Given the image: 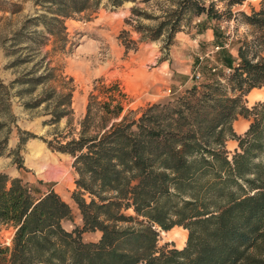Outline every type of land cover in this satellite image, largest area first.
Listing matches in <instances>:
<instances>
[{"label":"trees","instance_id":"16d2710c","mask_svg":"<svg viewBox=\"0 0 264 264\" xmlns=\"http://www.w3.org/2000/svg\"><path fill=\"white\" fill-rule=\"evenodd\" d=\"M124 1L109 0L113 8ZM216 1L224 3L230 18L231 6L245 0ZM33 3L37 14L14 37L42 25L44 30L34 29L30 38L45 33L53 38L52 49H60L68 39L65 20L95 11L101 0ZM174 5L157 25L137 30L143 39L166 33L169 42L183 21L190 25L200 17L196 32L211 28L218 49L212 56L201 49L194 57L192 79L202 75L199 84L149 104L139 116L124 112L127 94L119 83L106 85L103 78L94 82L86 112L76 122L71 86H48L24 103L26 108L46 104L44 124L66 119L47 145L72 158L71 198L79 220L73 221L72 207L53 189L40 191L0 172V223L15 229L10 246L0 248L5 264H264V101L248 107L244 98L264 85V0L250 14L240 12L255 36L242 40L235 54L226 47V31L212 23L224 13L213 1L176 0ZM15 6L12 13L21 10ZM131 12L144 14L135 7ZM36 69L7 85L0 80V104L9 107L2 92L8 95L15 84L32 92L56 76L53 68L40 75ZM238 116L250 120L242 134L233 129ZM31 136L20 135L19 145ZM228 139L237 141L233 152L226 148ZM6 141L0 140V156ZM66 220L73 221L71 228L64 226ZM175 226L187 231L185 245L159 246V231ZM96 232L97 239L83 237Z\"/></svg>","mask_w":264,"mask_h":264},{"label":"rangeland","instance_id":"374dc122","mask_svg":"<svg viewBox=\"0 0 264 264\" xmlns=\"http://www.w3.org/2000/svg\"><path fill=\"white\" fill-rule=\"evenodd\" d=\"M175 1L127 0L113 8L109 0H101L95 11L67 18L65 20L67 42L64 48L52 49L53 38L45 33L35 35V41L30 38L34 29L44 30L42 25H30V28L24 30L21 38L14 37L22 24L37 14L38 7L34 5L33 0H0L1 83L7 85L33 68H37L36 75L45 74L50 68L54 69L56 75L32 92L24 91L27 88L25 84L10 87L8 95L5 91L2 92L4 97H9V107L0 104V123H3L0 125V140L7 138L4 152L0 156V172L6 173L9 177H20L40 191L56 185L72 207L73 221L78 222V210L71 198L73 190L69 187L75 178L71 167L72 158L68 154L52 150L47 145V141L53 137L55 127L61 130L66 124V119H61L56 126L44 124L43 121L48 118L44 114L46 104L26 108L24 103L35 98L48 86L58 88L62 85L71 86L73 88L71 108L73 120L76 122L86 112L88 95L94 82L98 78H103L106 85L119 83L127 94L124 112L134 110L138 112L136 116H139L141 114L139 111L149 104L170 98L193 83L199 84L203 76L197 73L199 77L192 79L193 59L196 55L202 54L201 49L207 52L205 56H212V51L216 49L212 36L208 37L207 34L208 31L213 33L211 28L202 33L196 32L195 23L200 17H193L190 25L184 24L183 21L181 30L176 32L169 42L166 41V33H162L157 39H143L142 33L137 30L138 25H157L165 11L174 8ZM204 1L206 5L213 1L215 9L224 12L212 23L226 31L229 36L226 47L231 52L236 53L235 49L242 40L253 39L255 32L242 21L240 12L250 14L252 9H259L260 0H245L242 4L231 6L233 14L230 18L224 11L226 9L224 3L216 0ZM15 4L20 5L21 10L12 13L11 10L16 9ZM133 7L144 14H132ZM35 44H40V49L26 48ZM17 59L27 61L14 63ZM211 59L213 60V57ZM168 87L170 91L166 89ZM244 98L248 107H252L258 101H264V85L252 89ZM98 99L106 98L100 95ZM27 133L34 136L28 137L19 145L20 135L25 137ZM32 146L41 149L39 152L43 151L46 157L55 162L48 168L46 176L38 175L31 165L29 157ZM73 221L66 220L63 224L66 228H71ZM174 228L176 230L182 227ZM172 230H169V233L159 231V246L165 242L177 248L185 245L177 244V240L171 238L169 234ZM14 231L12 225L0 223V248L10 246ZM83 237L86 240H94L98 238V233H85ZM0 264H5L1 255Z\"/></svg>","mask_w":264,"mask_h":264},{"label":"bare ground","instance_id":"6f19581e","mask_svg":"<svg viewBox=\"0 0 264 264\" xmlns=\"http://www.w3.org/2000/svg\"><path fill=\"white\" fill-rule=\"evenodd\" d=\"M252 94L254 95L253 92ZM31 149L32 150L29 157L31 161V165L35 168L38 175L46 176L48 174V168L50 167V165L52 163H55L54 160L52 162V160H50L49 157L45 156V153L43 151L39 152L41 151V149L38 150V148L36 149L33 146L31 147ZM174 229L175 228H173L172 232L169 235L171 236V238L177 240L178 242L177 244L183 245L186 240L187 231L182 228H178L176 230Z\"/></svg>","mask_w":264,"mask_h":264},{"label":"crops","instance_id":"0c3cea01","mask_svg":"<svg viewBox=\"0 0 264 264\" xmlns=\"http://www.w3.org/2000/svg\"><path fill=\"white\" fill-rule=\"evenodd\" d=\"M208 30H209V28H208ZM207 34H208V37L212 36V38H213V33H209V31H208ZM164 68H165V67H164ZM172 73H173V72H172ZM166 89H167V90H168V89L170 90L169 87L166 88ZM249 123H250V120H249V119H247V118H245V117H243V116H238L237 119H235V120L233 121V129L235 130V132H236L237 134H242V133H244V132L247 130V128H248V126H249ZM225 144H226V148H227L229 151H231V152H233L234 149L237 148V146H238V145H237V141L234 140V139H228V140H226ZM230 149H232V150H230ZM69 187L71 188V190H73L74 187H75L74 183H73V184H70ZM49 189H53L58 195L61 196V198H62L63 200H65L67 203H69V202L67 201V199H65V198L62 196L61 192L58 190V188H57L56 185H51L50 187H48V188L45 189V190H49ZM96 233H98V236H99L100 233H99V232H96Z\"/></svg>","mask_w":264,"mask_h":264},{"label":"built area","instance_id":"2783aa9c","mask_svg":"<svg viewBox=\"0 0 264 264\" xmlns=\"http://www.w3.org/2000/svg\"><path fill=\"white\" fill-rule=\"evenodd\" d=\"M215 48L218 49V47H215ZM198 77H199V74L196 75V78H198ZM168 91H170V90L168 89Z\"/></svg>","mask_w":264,"mask_h":264}]
</instances>
